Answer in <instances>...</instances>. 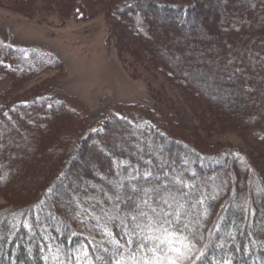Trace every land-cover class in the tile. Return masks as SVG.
Returning a JSON list of instances; mask_svg holds the SVG:
<instances>
[{"label":"trees","instance_id":"obj_1","mask_svg":"<svg viewBox=\"0 0 264 264\" xmlns=\"http://www.w3.org/2000/svg\"><path fill=\"white\" fill-rule=\"evenodd\" d=\"M201 1L45 0L47 4H56L64 15L69 14L73 2L87 10L93 6L101 11L107 9L122 33L135 29L137 38L143 40L156 32L155 21L165 17V11L176 13V17L172 15L170 19L172 23H178V29L190 27V21L199 17L203 8L209 9V2L202 4ZM234 2L230 0L229 6ZM11 3L16 7L33 4L30 0H0V5ZM254 37L255 42L264 44V34L255 33ZM1 44L0 85L4 82L9 91L55 63L53 56L37 63L36 59L25 58L19 51ZM139 46L143 51L146 48L142 42ZM147 53L153 57L150 49ZM14 57L18 62L11 60ZM161 65L166 67L164 62ZM183 84L192 91L189 84ZM44 86L27 93L23 99L3 100L0 91V141L9 137L7 125L23 133L29 128L28 124L39 129L41 136L50 135L51 143L57 139L60 141L61 136L67 141L66 151L57 150L64 154L60 165L32 199L18 201L7 187V176L0 178V198L6 201L0 206V219L4 224L0 264H132L133 253L143 264L144 259L152 258V253L147 252L142 258L151 242H147L143 250L137 247L147 234L146 229H141L148 223V217L156 219L157 214L160 219L173 221L172 225L166 226L186 237L184 244L188 245L187 248L182 244L175 245L185 253L183 257L172 252L160 253L176 259L178 264H264V202L262 217H257V205L251 204L252 221L247 224L246 217L235 215L234 221L242 227L228 224L230 211L238 208L237 203L242 200H236L234 193L229 196L226 206L215 205L213 194L218 196L221 191H213L209 185L211 180L204 174L228 168L235 174L237 170L243 179L251 177L254 181H251V188L257 184L264 195V187L257 179L264 174V151L257 153L258 159L226 146L207 147L191 136L179 135L178 128L171 127L172 123L165 119H150L137 124L119 115L105 114L91 121L60 99L50 82ZM200 98L210 103L202 96ZM263 125L253 124L247 128L258 129L252 132L264 148ZM123 134L128 136L126 143L120 139ZM119 139L116 143L115 140ZM85 149L101 152L105 158L104 166L98 165L95 170L91 166L90 171L76 169L77 166L73 165ZM3 151H0V167L7 152ZM192 159H195L193 164ZM170 178L175 181L168 183ZM98 193L105 194V197L101 195L100 198ZM111 201L115 203V212L109 214ZM81 212L88 216L87 229L80 224L78 216ZM200 213H204L206 222L198 231L188 230V215ZM119 214L122 219L118 218ZM51 217L54 219L52 223L49 221ZM245 223L252 233L243 232ZM224 230L229 231L231 240L221 241H230L232 250H228V246L217 252L214 246L220 244ZM129 240L133 242L129 243ZM163 264H169L167 258Z\"/></svg>","mask_w":264,"mask_h":264},{"label":"rangeland","instance_id":"obj_2","mask_svg":"<svg viewBox=\"0 0 264 264\" xmlns=\"http://www.w3.org/2000/svg\"><path fill=\"white\" fill-rule=\"evenodd\" d=\"M30 1L33 4L28 7H16L13 3L0 5L1 45L19 51L25 58L36 59L37 63L53 56L55 63L13 91L1 83L3 100L23 99L27 93L50 82L60 99L88 120L105 114L119 115L137 124L165 119L174 124L171 127L178 128L179 135L191 136L202 145L226 146L259 159L257 153L264 148L252 132L258 129L247 127L264 124V44L254 41L255 33L264 34V0H235L231 6L230 0H199L202 4L209 2V9L203 8V13L183 30L178 29V23L171 22L176 13L165 11L166 18L155 21L156 32L144 40L137 38L135 29L122 33L107 9L101 11L93 6L87 10L73 2L69 14L64 15L56 4ZM140 42L146 46L144 51ZM149 49L153 57L148 56ZM28 126L21 133L7 125L9 137L0 141V151H7H3L6 153L0 178L7 176V187L21 202L32 199L49 180L64 157L62 151H66L67 143L62 136L60 141L51 143L50 135L41 136L42 132L34 125ZM127 137L123 134L119 138L125 142ZM59 148L62 151H57ZM104 162L101 152L85 149L73 166L90 171L91 166L95 170L98 165L104 166ZM236 171L232 174L228 168L204 174L211 180L212 190L221 191L218 196L213 194L215 205L226 206L234 193L236 200H242L239 204L236 201L238 208L230 211L227 222L242 227L233 216L246 217L248 224L252 221L249 207L254 204L259 211L257 217H262L264 195L256 183L251 188V177L243 179ZM257 179L264 187V174ZM174 181L170 178L168 183ZM99 193L100 198L105 197ZM112 200L115 202V198ZM113 201L109 214L115 212ZM5 204L0 198V206ZM78 217L87 229L88 216L81 212ZM118 218L122 219V215ZM205 220L204 213L188 215L186 228L198 231ZM49 221L52 223L54 219L51 217ZM247 224L243 232L250 234ZM3 226L0 219V240ZM223 233L220 244L214 246L217 252L228 246L232 250L230 241H225L229 239V231Z\"/></svg>","mask_w":264,"mask_h":264},{"label":"snow or ice","instance_id":"obj_3","mask_svg":"<svg viewBox=\"0 0 264 264\" xmlns=\"http://www.w3.org/2000/svg\"><path fill=\"white\" fill-rule=\"evenodd\" d=\"M155 212V209H153ZM142 215H147L143 213ZM171 215V214H168ZM177 220H179V213L176 214ZM133 220L136 217H132ZM173 221L168 220L167 218L160 219L159 214L157 218L153 219L148 217V223L144 224L141 231L147 230V234L144 236V242L138 244V248L145 249L147 242L151 244L147 247V251L142 253V258L147 256V252L152 253V258L144 259L143 264H163L165 258L168 259L169 264H178V261L170 256L164 257L160 253L172 252L176 253L179 257H183L185 253L181 251L180 247H176L177 244H182L185 248L188 247L187 244H184L186 237H183L178 230H174L171 227L166 225H172ZM137 227L140 228V224H137ZM155 233V235H153ZM132 240H129V243H132ZM123 247V246H121ZM132 264H140V261L135 259V253H133Z\"/></svg>","mask_w":264,"mask_h":264},{"label":"bare ground","instance_id":"obj_4","mask_svg":"<svg viewBox=\"0 0 264 264\" xmlns=\"http://www.w3.org/2000/svg\"><path fill=\"white\" fill-rule=\"evenodd\" d=\"M260 43V42H259ZM7 172V171H6Z\"/></svg>","mask_w":264,"mask_h":264}]
</instances>
